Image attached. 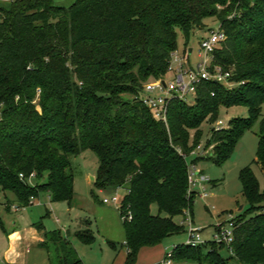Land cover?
I'll list each match as a JSON object with an SVG mask.
<instances>
[{
  "label": "trees",
  "instance_id": "1",
  "mask_svg": "<svg viewBox=\"0 0 264 264\" xmlns=\"http://www.w3.org/2000/svg\"><path fill=\"white\" fill-rule=\"evenodd\" d=\"M212 17L227 34L214 63L231 72L229 80L238 86L205 81L192 102L172 100L168 125L154 119L139 98L144 84L167 75L178 49V29L189 58L191 35ZM263 103L264 0H75L69 6L16 0L0 5V189L13 192L22 206L40 190L73 204L71 158L94 151L100 188L129 185L121 203L128 249L124 264H136L142 248L184 233L175 217L187 208L192 213L196 195L188 194L186 156L201 142V125L216 122L221 107L245 105L249 115L232 118L227 128H213L205 143L212 154L203 158L225 164L244 131L261 118L254 162L264 169ZM32 174H46L47 181L34 186L28 181ZM239 178L251 209L234 219L235 255L222 257V245L214 244L204 255L202 246L180 243L174 248L176 264L203 258L212 264L232 258L264 264V191L251 165L240 170ZM34 225L45 228L42 222ZM77 236L85 243L95 239L88 229ZM40 245L50 253V264H84L59 230L46 231Z\"/></svg>",
  "mask_w": 264,
  "mask_h": 264
},
{
  "label": "rangeland",
  "instance_id": "2",
  "mask_svg": "<svg viewBox=\"0 0 264 264\" xmlns=\"http://www.w3.org/2000/svg\"><path fill=\"white\" fill-rule=\"evenodd\" d=\"M74 1L55 0L57 4L62 6H69ZM7 4L5 3L4 6L7 7ZM204 22L206 27L195 30L189 40L188 47L193 49L192 53H190L189 62L193 65L200 62L199 42L201 37H207L212 29L217 28L220 24L215 17L207 18ZM177 34V50L180 53H184L187 47L184 33L178 29ZM227 86L236 87L238 84L231 83ZM124 97L125 99H132L130 95H125ZM248 115L249 109L245 105L223 106L220 108L218 119L229 125V121L232 118L247 117ZM262 117H264V103L262 106ZM216 123L206 120L201 125L203 136L199 145L205 147V143L209 139ZM260 132L261 118L251 129L244 131L232 156L223 165H217L213 157L204 159L203 157L207 156V154H202L199 150H193L186 156L189 165L201 157L196 162L197 169L207 178L205 183L207 196L202 195L203 190L198 183L193 185L196 195L192 207L195 224L203 229L202 236L207 242L202 246L204 255L213 249V234L217 225L221 224L227 227L228 222L232 218L245 214L251 209V204L243 193V186L239 178L240 170L251 165L260 183L261 191H264V169L259 163L254 162ZM193 135L194 132H192ZM71 159L75 175V200L73 204H70L67 200L55 201L49 192L40 190L24 206L23 217L33 223L42 222L47 231L59 230L70 241L84 264H124L128 249L125 244L121 201L129 192L128 183L119 187L106 185L100 188L96 184L99 158L92 150H85L80 154L73 155ZM28 181L34 186L36 183L42 184L47 181V175L45 174L39 178L31 177L28 178ZM115 195L120 198V202L116 204L103 202L104 198H111ZM7 202L20 204L19 199L13 192H5L0 189V214L10 217L12 214L8 213L5 208ZM241 206H243L242 209H240ZM151 211L153 214L159 213L157 204H152ZM181 220V216L175 217L177 223H180ZM86 229L90 230L95 237L92 242L85 243L77 236L78 231ZM186 239L187 235L185 232L167 237L158 247L150 250H141L136 264H160L162 257L167 251L173 249L177 244L184 243ZM110 242L115 243L116 247H113ZM51 249V256L55 260L53 247ZM218 251L224 258H228L231 255L227 247L219 248ZM188 264L212 263L203 258L201 262L192 261ZM228 264L242 263L236 258H232L228 261Z\"/></svg>",
  "mask_w": 264,
  "mask_h": 264
},
{
  "label": "built area",
  "instance_id": "3",
  "mask_svg": "<svg viewBox=\"0 0 264 264\" xmlns=\"http://www.w3.org/2000/svg\"><path fill=\"white\" fill-rule=\"evenodd\" d=\"M16 0H0V5L5 3H11ZM227 34L222 28L221 23L215 29H212L211 33L207 37H201L200 39V62L193 65L190 63L189 58L185 53H180L176 50L171 57V64L167 75L161 76L149 80L144 84L143 91L140 95V100L149 109L153 118L156 120L163 121L168 125V112L169 107L173 99H180L187 103L192 102L196 95L198 87L205 81L214 80L224 84H231L229 77L231 72L224 71L222 66L216 65L214 62L215 50L226 40ZM193 51V50H192ZM192 53V52H191ZM215 129L227 128L228 123L218 119L216 121ZM195 150L201 151L202 154L209 153V150L205 149L204 146L198 145ZM21 178L24 176L21 174ZM35 177L32 174L29 178ZM207 178L201 174V171L197 169V165L192 163L188 168V194L191 195L196 191L193 189V185L199 184L202 188V195L207 196V188L205 183ZM120 198L115 195L111 198H104V203H118ZM122 203V201H121ZM22 205H12V210L18 212L22 210ZM129 217L131 214L129 213ZM182 220L180 225L185 229L187 239L183 244L191 247H199L206 244V240L202 236L203 229L197 227L191 211L187 208L182 214ZM235 218H232L227 227L223 225H217L214 231V244L218 246L227 247L231 255H235L233 242L235 239ZM176 246V245H175ZM167 251L162 257L160 264H176L174 259V248Z\"/></svg>",
  "mask_w": 264,
  "mask_h": 264
},
{
  "label": "crops",
  "instance_id": "4",
  "mask_svg": "<svg viewBox=\"0 0 264 264\" xmlns=\"http://www.w3.org/2000/svg\"><path fill=\"white\" fill-rule=\"evenodd\" d=\"M12 205L19 204H5L7 212L12 214L11 218L0 214V264H50V253L40 245L45 241L46 228L38 229L33 222L23 217L24 208L14 212Z\"/></svg>",
  "mask_w": 264,
  "mask_h": 264
},
{
  "label": "water",
  "instance_id": "5",
  "mask_svg": "<svg viewBox=\"0 0 264 264\" xmlns=\"http://www.w3.org/2000/svg\"><path fill=\"white\" fill-rule=\"evenodd\" d=\"M192 50H193V49H192V48H190V49H189V52L191 53V52H192ZM209 154H212V151H209ZM242 208H243V206H241V207H240V209H242Z\"/></svg>",
  "mask_w": 264,
  "mask_h": 264
}]
</instances>
